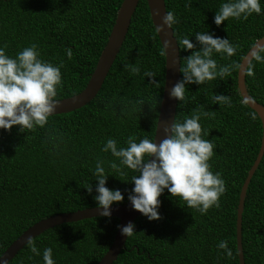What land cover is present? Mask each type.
<instances>
[{
  "label": "trees",
  "instance_id": "1",
  "mask_svg": "<svg viewBox=\"0 0 264 264\" xmlns=\"http://www.w3.org/2000/svg\"><path fill=\"white\" fill-rule=\"evenodd\" d=\"M122 0H0V46L9 56L36 43L41 58L53 64L64 61L59 99L78 93L86 84L111 30ZM177 23L172 25L180 56L185 51L180 41L194 32L207 31L228 38L238 46L232 57L214 54L219 64L240 62L242 56L264 34V0L261 14L247 19L229 18L218 26L213 22L224 0H164ZM62 25V27H61ZM193 34V35H192ZM71 48L69 59L65 48ZM198 50V49H197ZM152 24L146 0H139L131 16L122 45L96 95L85 105L52 114L44 127L21 131L19 125L0 128V254L35 221L59 212L96 206L92 176L98 159L110 172L106 186L120 189L128 200L136 173L118 177L108 166L118 158L101 147L108 137L126 146L129 135L137 142L153 138L164 83V54ZM140 69L131 73L126 64ZM253 75H245L250 96L264 105V63L253 61ZM156 73L150 82L143 73ZM237 69L224 79L202 85H186L184 99L177 100L174 121L182 122L194 112L208 110L201 116L204 139L214 145L209 163L220 171L226 192L220 207H210L205 214L183 205L167 189L158 197L160 218L149 220L143 214L134 219V232L126 237L124 247L111 264H239L235 239L238 194L247 170L260 145L261 122L254 110L240 97ZM182 72L180 71V79ZM213 94L228 95L231 106L212 103ZM255 113L253 117L252 114ZM93 186L87 192L86 182ZM118 218L95 216L64 222L32 237L41 255L33 254L28 244L22 246L7 264H43L44 248H52L55 264H95L109 247ZM227 240L233 255H223L216 247ZM241 244L244 264H264V152L254 171L244 198L241 220Z\"/></svg>",
  "mask_w": 264,
  "mask_h": 264
},
{
  "label": "clouds",
  "instance_id": "2",
  "mask_svg": "<svg viewBox=\"0 0 264 264\" xmlns=\"http://www.w3.org/2000/svg\"><path fill=\"white\" fill-rule=\"evenodd\" d=\"M261 12V0H224L216 10L213 22L219 26L229 18L247 19L253 13ZM175 23V14L165 11L156 30L171 28ZM194 36L195 42L189 36L180 41L185 51H193L184 57V66L180 68L182 78L170 88V98L182 101L186 85H202L217 78L224 79L234 69H242L244 75L252 76L253 61L264 63V43L251 48L247 56L238 63L218 65L214 54L232 57L238 46L228 38L215 36L207 31H196ZM65 54L71 59L72 49L66 47ZM245 60L246 64L243 63ZM63 66V60L53 64L42 59L36 43L23 47L14 57L7 55L5 47L0 46V128L8 130L13 125H19L20 130L25 131L33 130L37 126L44 127L57 106L54 98L58 88L62 86ZM124 67L133 74L140 71L134 63ZM143 75L150 82L156 81V73L151 70H146ZM211 99L212 103L219 102L220 106H231L228 95L213 94ZM211 114L208 110L194 112L190 117H184L182 122L172 121L170 125L165 124L164 138L159 143L155 138L149 137L141 138L137 142L132 134L127 137L126 146H118V141L112 137H108L102 145V152H110L113 157L118 158V163L116 160L108 162V166L119 174L116 176H126V169L136 173L130 180H124L133 182L127 198L133 209L147 219L160 218L158 208L161 201L158 197L165 189L172 197L183 200V205L201 214H205L210 207H220V197L226 192V183L220 171H212L209 160L214 155L215 145L210 139L203 138V135H209V131L203 132L199 122L201 116L207 117ZM109 174L111 173L105 170L104 161L98 159L92 170V176L97 181L93 198L97 202L99 215L105 217L111 216L110 205L113 202H122L124 199L120 189L106 186ZM84 187L87 192H93L89 181ZM134 227L132 221L123 226L118 225L120 233L126 237L132 235ZM27 244L33 254L41 255L31 237H28ZM216 247L222 249V254L227 257L233 255L227 240H220ZM42 260L43 264H55L51 247L44 248ZM0 264H7V261L0 257Z\"/></svg>",
  "mask_w": 264,
  "mask_h": 264
},
{
  "label": "water",
  "instance_id": "3",
  "mask_svg": "<svg viewBox=\"0 0 264 264\" xmlns=\"http://www.w3.org/2000/svg\"><path fill=\"white\" fill-rule=\"evenodd\" d=\"M139 0H122L114 18L111 30L108 33L106 42L98 55L97 61L94 65L92 72L90 73L85 86L76 94L71 96L55 99L57 106L55 112L63 113L74 109H77L85 105L90 101L96 93L99 91L121 45L125 38L128 26L130 24L131 16L138 4ZM149 15L152 24L155 28L160 44L164 52V83L162 87L161 100L157 113V119L154 128L153 139L159 143L164 138L163 127L165 124H171L174 121L175 111L177 106V100L169 97V90L178 80H180V56L179 49L173 34L172 28L165 27L162 31H157L156 26L161 24V17L164 15L166 8L164 0H146ZM264 43V34L255 40L250 46L246 53L242 56L243 60L249 50L259 44ZM240 60V61H241ZM246 60L243 62L246 64ZM236 84L237 90L240 94L242 102L256 112L258 115L262 132L260 145L258 152L247 170L246 176L241 184L240 191L238 194V202L236 207V218H235V239H236V250L238 256V263L244 264V257L241 244V220L242 211L244 205V198L249 181L256 170L259 161L264 152V105L256 101L252 96L249 95L245 85V75L242 69H237L236 73ZM111 217L118 218V225L123 226L129 221L134 219L141 213L138 210L133 209L129 200L121 204H111ZM100 216L98 208L96 206L85 207L74 211H66L55 213L46 217H43L33 224L28 226L23 232H21L0 254V257L5 259L7 262L16 254V252L27 243L28 237H34L45 229L55 226L64 222L78 221L84 218H90ZM116 228L113 239L95 264H111L119 254L120 250L124 247L126 236L120 233V230Z\"/></svg>",
  "mask_w": 264,
  "mask_h": 264
},
{
  "label": "bare ground",
  "instance_id": "4",
  "mask_svg": "<svg viewBox=\"0 0 264 264\" xmlns=\"http://www.w3.org/2000/svg\"><path fill=\"white\" fill-rule=\"evenodd\" d=\"M100 90V89H99Z\"/></svg>",
  "mask_w": 264,
  "mask_h": 264
}]
</instances>
